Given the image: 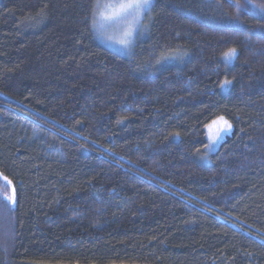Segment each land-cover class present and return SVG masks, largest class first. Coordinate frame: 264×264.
<instances>
[{
	"label": "trees",
	"instance_id": "obj_1",
	"mask_svg": "<svg viewBox=\"0 0 264 264\" xmlns=\"http://www.w3.org/2000/svg\"><path fill=\"white\" fill-rule=\"evenodd\" d=\"M96 2L0 0V264H264V20L155 0L124 55Z\"/></svg>",
	"mask_w": 264,
	"mask_h": 264
},
{
	"label": "snow or ice",
	"instance_id": "obj_2",
	"mask_svg": "<svg viewBox=\"0 0 264 264\" xmlns=\"http://www.w3.org/2000/svg\"><path fill=\"white\" fill-rule=\"evenodd\" d=\"M152 2L153 0H120L118 4L107 3L103 6V8L110 11H101L99 16L104 21H121L124 23L125 27L122 32V37L117 41V43L125 49H130L133 44L134 33L137 30V26L141 24V18L151 10ZM227 2L231 7L236 9L237 14L244 12L254 16L255 18L264 20V3L257 4L254 0H244L243 5L239 2V0H227ZM97 6H100L99 0H97ZM229 18L239 22V15ZM95 23L96 22L94 21V24ZM103 27L104 25L101 24L100 28L102 29ZM237 55L238 51L236 48H229L223 54V57L225 62H231L237 57ZM231 85L232 81L225 78L220 83L219 87L223 90L228 89ZM206 127L209 130V143L206 147L211 148L224 133L231 131L232 125L225 119L224 116H218L216 119L212 120L209 125H206ZM3 180L5 183L0 186V188L4 189L2 192V199L11 210L18 203L16 189L12 180H10L7 176H3Z\"/></svg>",
	"mask_w": 264,
	"mask_h": 264
},
{
	"label": "rangeland",
	"instance_id": "obj_3",
	"mask_svg": "<svg viewBox=\"0 0 264 264\" xmlns=\"http://www.w3.org/2000/svg\"><path fill=\"white\" fill-rule=\"evenodd\" d=\"M154 1L152 2V7L154 4ZM120 0H99V7L97 6V2L95 5V12H94V21L96 22L94 24L95 32L97 33V36L100 38V40L106 44L108 47L112 48L115 51L120 52L124 55H130L133 52L134 46L137 43V41L144 37L149 30V22H150V13L151 10L148 11L142 18H141V24L137 26V30L134 33V40L133 44L130 49L123 48L120 44L117 43L119 39L122 37V32L125 27L124 23L121 21H104L100 18L99 13L101 11H110L108 9H104L103 6L107 3H116L118 4ZM152 9V8H151ZM103 24L104 27L101 29L100 25ZM233 128H231L230 132L224 133L222 137L210 148V151L216 150L221 142L232 133ZM207 136L209 138V130L207 128ZM6 231V230H5ZM7 232V231H6ZM6 237V236H5Z\"/></svg>",
	"mask_w": 264,
	"mask_h": 264
}]
</instances>
